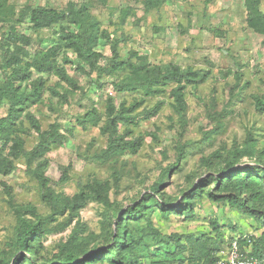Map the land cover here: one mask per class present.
<instances>
[{
	"label": "rangeland",
	"instance_id": "obj_1",
	"mask_svg": "<svg viewBox=\"0 0 264 264\" xmlns=\"http://www.w3.org/2000/svg\"><path fill=\"white\" fill-rule=\"evenodd\" d=\"M82 5L98 22L100 38L95 49L102 54L99 65L106 66L112 59H145L153 66L174 64L182 69L210 70V74L201 83L187 85L186 107L180 113L172 95L174 83L160 94L147 95L140 87L119 89L114 82L134 80L137 74L126 69L101 77L96 72L89 75L78 66L85 65L77 52L66 46L57 60L83 91L69 86L55 72L34 71L25 87L31 89L41 79L44 92L21 115L26 147L31 149L38 141L27 112L39 119L43 130L58 124L67 140L53 145L46 155L47 188L30 173L23 158L10 174L0 172V259L12 264L10 259L20 252L14 244L20 207H35L49 230L36 249L21 253L35 257L39 264H55L64 246L80 257L109 247L123 213L149 194L159 202L148 210V219L126 221L137 264H200L193 251L203 248L205 239L216 238L215 225L225 242L238 237L242 251L249 253L254 238L264 233V219L259 216L264 203L249 200L255 209L252 214L231 207L226 199L214 200L206 192L217 190L227 174L223 167L235 148L249 139L259 145L258 157L244 156L241 161L264 163V110L256 107L257 98L264 100V0H0V87L4 84L1 42L10 27L30 35L37 49L65 44L64 27L74 30L76 25L65 21L34 29L30 13L38 6L77 9ZM223 71L229 72L226 77ZM109 97L119 110L131 109L127 114L136 116V121L121 122L120 133L126 139L142 136L143 144L136 153L126 151L103 160L99 155L107 146L102 128ZM158 104L157 112L149 116L145 110ZM8 109L4 100L0 118ZM180 153L184 154L182 168L176 171L174 167L159 191L153 192L152 186ZM212 155L214 163L203 160ZM198 185H203L204 193L196 196L191 209L184 216L174 211ZM99 186L108 204L90 197ZM81 191L89 199L76 213L69 202ZM44 193L55 197L63 211L53 213ZM26 216L33 218L30 213ZM180 246L184 250L176 256Z\"/></svg>",
	"mask_w": 264,
	"mask_h": 264
},
{
	"label": "trees",
	"instance_id": "obj_2",
	"mask_svg": "<svg viewBox=\"0 0 264 264\" xmlns=\"http://www.w3.org/2000/svg\"><path fill=\"white\" fill-rule=\"evenodd\" d=\"M250 19L255 20V17L251 16ZM30 21L34 29L49 28L65 21L77 26V29L74 30L64 27L65 31L62 39L65 44L56 43L45 50L34 48V39L30 35L20 32L16 26L10 27L7 37L1 42L4 84L0 87V104L4 100L8 101L9 109L8 113L0 118V144L3 145L0 147V172L5 175L10 174L16 168L17 160L23 158L30 173L44 188H47L50 181L45 172L48 165L46 155L53 145L63 144L67 140V136L56 123L50 124L47 130H43L39 119L34 114L27 112L30 127L38 135V141L35 145L31 149H27L26 141L21 135L23 130L21 115L27 110L29 104L42 97L44 82L40 79L31 89L26 88L24 82L32 77L34 71L55 72L69 86L83 91V87L69 75L65 67L57 60V56L64 46L77 52L84 65L90 67L87 70L85 66L78 65L83 71H87L89 75L91 72H96L98 77H101L104 74L126 69H130L137 74L134 80L126 82L127 79H124L120 82H114V85L119 89L140 87L147 95L160 94L166 85L174 83L172 95L175 106L180 113L185 111L187 85L201 83L210 74V70L182 69L174 64L166 67L153 66L145 59H140L139 62L112 59L106 66L99 65L102 54L95 49V45L100 38L98 22L92 17L86 5H82L77 9L75 7L56 9L38 6L32 9ZM105 36L109 38V35ZM228 73V71L221 72L224 77ZM51 91L62 99L68 100L65 94L55 88H51ZM159 107L160 104L145 111L150 116L152 113H156ZM256 107L259 110H264V100L262 98H257ZM105 109L107 118L102 131L107 135V146L99 157L103 160H109L126 151L138 152L143 144V137L137 136L126 139V136L120 133V124L123 120L132 119L136 121V116L127 114V111L131 109L126 110L123 108L119 110L112 97L107 99ZM6 150H8L7 154L5 153ZM259 151L260 147L254 139H249L243 146L235 148L233 157L222 169L227 174L218 184L217 190L212 189L206 192L207 195L214 200L226 199L231 207H238L243 212L253 214L255 209L252 205H249V200L256 199L257 202L264 203V163L243 162L241 159L244 156L258 157ZM183 158L184 154L180 153L176 163L163 171L162 178L152 186L153 192L157 193L159 191L164 179L174 167H177L175 168L176 171L182 168L181 161ZM212 158L213 155L203 160L214 163ZM226 189L227 192H224ZM218 191L223 194H218ZM203 193V185H198L193 193L186 197L184 201H181L179 207L173 208V210L175 209L174 211L184 216L186 211L191 209L196 196H202ZM43 197L53 213L63 211L64 208L51 194L44 193ZM90 197L105 204L109 203L108 196L101 186L95 188L94 195ZM88 199L86 193L81 191L69 202V207L77 213L84 207ZM157 202L159 200L149 194L141 203L130 206L120 217L118 230L109 247L102 250L100 248L95 249L91 253H85L80 257L74 249L64 246L56 255L55 264H94L104 263V261H108L110 264H137V258L132 253L135 242L128 231L126 221L130 218L148 219V210ZM27 213H30L33 218L27 217ZM16 215L19 225L16 229L14 244L20 252L15 254L10 261H12V264H20L23 260L25 264H39L35 257L30 254L24 256L21 251L30 252L36 249L37 243H40L38 240L49 230L45 228L43 218L38 215L36 208L33 206L18 208ZM259 216H263L264 219V213ZM214 228L217 232L216 238L205 239L204 247L193 251V255L197 258L196 260L200 261V264H216L217 254L221 245L225 242L220 227L215 225ZM183 250L184 247L180 246L178 253H175V255L178 256L177 254L182 253ZM249 254L260 258L264 256V233L260 237L254 238ZM0 264H8V260L4 261L2 258Z\"/></svg>",
	"mask_w": 264,
	"mask_h": 264
},
{
	"label": "built area",
	"instance_id": "obj_3",
	"mask_svg": "<svg viewBox=\"0 0 264 264\" xmlns=\"http://www.w3.org/2000/svg\"><path fill=\"white\" fill-rule=\"evenodd\" d=\"M217 255L216 264H264V256L260 258L242 251L238 237L224 242Z\"/></svg>",
	"mask_w": 264,
	"mask_h": 264
}]
</instances>
